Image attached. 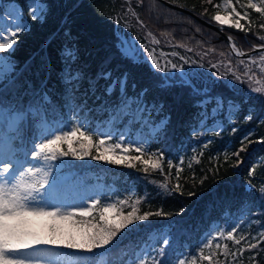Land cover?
<instances>
[{
	"label": "trees",
	"instance_id": "1",
	"mask_svg": "<svg viewBox=\"0 0 264 264\" xmlns=\"http://www.w3.org/2000/svg\"><path fill=\"white\" fill-rule=\"evenodd\" d=\"M19 1L22 4L26 2ZM43 1L48 9L44 19L33 20L28 16V30L18 34L10 50L15 63L12 73L15 86L7 94L8 100L17 108L26 110L39 99L34 93L41 96L45 93L48 102L43 103V112L37 118L46 117L54 122L88 118L87 122H83L92 135V145L85 141L84 147H90L91 156L83 160L71 155L60 157L65 166L79 172L92 170L103 186L111 187L112 190H104L103 195L98 197L103 205L115 203L125 214L132 211L133 205L137 215L156 211L163 213L137 222L134 228L130 225L117 238L115 246L109 249L107 257L88 254L85 264H95L99 259H104L106 264H132L143 247L147 254L155 255L163 246L160 241L165 230L169 232L170 243L164 246L166 254L161 260L163 264H175L177 257L198 253L208 233H212L210 239L216 237L215 233L224 224V231L232 225H239L242 230L233 234L234 239L245 236L246 240L237 245L234 240H227L224 233L220 239L221 248L215 247L213 239L211 248H205L204 254L215 253L214 259L219 264H264V238L258 235L264 231V193L260 191L264 188V123H261L264 121V94L251 91L255 87L264 89V73L260 71L259 64V54L264 51L246 57L237 56L229 43L219 38V32L161 0H143L142 3L138 0ZM171 1L212 21H215L213 17L217 5L223 4V0H211L210 3L208 0ZM256 1L253 0L254 3ZM247 3L248 0H239V3L233 0L237 11L242 15L245 11L248 13L242 19L246 30H240L245 35L228 30L236 45L244 51L264 44L259 39L264 36V28L260 27L264 24V16L255 9L247 8ZM130 7L135 15L129 11ZM125 32L141 37L151 33L150 36L161 43L168 38L166 50H183V45L191 52L207 50L224 67L221 72L225 73L223 77L217 71L203 85L210 93L223 99L222 112L219 115L212 113L216 107L214 101L205 107L197 106L199 97H193L186 86L167 83L166 87H160L162 82L153 73L147 59L137 63L124 59L118 49L121 33ZM69 48L75 51L77 57L73 67L81 69L85 76L84 82L74 92H66L61 79L65 67L63 54ZM249 57H254L256 64H250ZM241 60L245 64H241ZM229 65L236 75L242 77L244 68L251 67L252 81L245 79L241 83L235 80L226 71ZM101 69L110 71L112 79L123 78V74L127 73L125 88L128 97L134 94L137 98L139 93L148 89L142 98L145 108L150 111L146 121L142 122L141 117L137 120L134 112L124 111L127 114L117 116L112 124L122 126L127 123L132 134L137 129L148 127L149 123L165 119L164 125L154 135L149 134L147 146L142 147L144 153L131 149L129 158L122 164L92 159V156L100 155L95 147L100 136L98 125L112 115L120 95L119 88L110 97L104 93L106 81L103 79L94 94L89 91L87 78H95ZM229 101L234 102L235 107L226 113L224 109H227L225 106ZM160 105L163 107L160 108ZM249 114L252 119L245 121ZM219 119L223 122L220 131L214 126L206 129ZM34 124L29 114L28 121L20 125L21 138L31 134ZM245 136L248 139H244ZM21 138L16 139V145L21 144ZM77 138H84L78 133L72 142L73 147L79 150L81 146L76 143ZM63 148L67 150L68 146L63 144ZM241 148L243 151H239ZM237 151L239 156L234 155ZM136 156H141L148 163L133 159ZM153 162H159L161 167L153 169ZM129 163L135 166L129 167ZM178 184L179 190L176 189ZM189 192L195 195L189 196ZM121 200L126 203L120 205L118 202ZM181 208L185 209L182 213ZM100 211V208L95 209L92 216L79 219L111 223L100 220ZM90 229L91 233L95 232V229ZM84 239L81 238V241ZM224 244L228 245L227 256L223 255ZM250 244H257L258 247L250 249ZM240 249L244 250L242 255L239 254ZM233 252L237 253L235 257L231 255ZM197 264H208V261H201L197 256Z\"/></svg>",
	"mask_w": 264,
	"mask_h": 264
},
{
	"label": "snow or ice",
	"instance_id": "2",
	"mask_svg": "<svg viewBox=\"0 0 264 264\" xmlns=\"http://www.w3.org/2000/svg\"><path fill=\"white\" fill-rule=\"evenodd\" d=\"M142 3L143 0H138ZM210 3L211 0H208ZM29 8V15L33 20H43L47 13V4L43 0H26ZM239 3V0H236ZM259 5L254 3L253 0H248L246 5L249 9H255L258 13L264 16V0H259ZM223 7L228 11V17H237L234 22L230 23L228 17H222L219 12L213 17V19L219 22L221 25L229 24L230 27L245 31L244 25L240 23L241 19L248 16L247 11L243 15L236 10L233 5V0H223L222 5L217 7ZM241 7H244L243 5ZM129 11L135 15V12L129 8ZM7 16L11 19V23L6 22L5 16L0 14V52H4L13 48L15 38L21 31L28 30V22L22 15V10H17L15 7H11L7 11ZM264 28V24L260 25ZM223 30V29H221ZM151 35V33H149ZM7 37V38H6ZM261 41H264V36L259 37ZM231 40V37H229ZM154 43L159 41L153 39ZM235 48V45H232ZM259 48H264V44L258 45ZM121 56L124 59L129 60L132 63H137L141 59H150L151 65L158 72L168 73L169 66L172 70L178 68L182 69L181 65L166 61L162 66L158 62L154 55V50L149 53L147 57H142L134 45L125 47V43L121 42L118 49ZM173 55H177L173 53ZM238 56L244 55L242 52H237ZM77 59L75 51L73 49H66L63 54V60L65 67L62 70V83L66 86V92H74L78 90L79 86L84 82L85 76L81 69L74 68L73 64ZM181 60L184 63L189 61L185 57L181 56ZM195 63V61H193ZM250 64H256L254 57H249ZM241 64H245V61L241 60ZM260 71L264 73V53L259 54ZM215 67V66H214ZM226 71L232 75V77L244 83L245 79L251 82L253 79V70L251 67L244 68V76L236 75L229 65ZM14 72V66L5 58L0 56V264H85V261L89 259L86 255H81L80 250L84 253L90 254L92 257L100 256L101 258L107 257L109 249L115 246L117 238L123 234L124 229H128L129 226H136L137 222L145 221L150 216H161L162 211H156L155 213L147 212L143 215H137V209L133 205L132 211L125 214L122 210L117 208L116 204H108L102 208L99 216L100 220H105V213L116 212L120 217L119 222H105L103 224L92 223L80 217L92 216L94 209H97L101 205V200L94 197H87V202L84 198H81V202L78 204H62L53 203L58 199L57 187L59 185V178L53 175V167L60 168L62 165H52V161L58 160L60 157L73 156L76 159L83 160L86 156H91L90 147L85 148V141L88 145H92V135L89 133L87 124L83 121H79L72 127L64 131L62 128L55 130H46L41 132L36 139L38 143H34L29 152H25L24 156L29 154L33 158V165L25 167L26 160L22 161L19 158V149L15 147L14 140L16 136L8 135L5 132V126L8 132L19 133L20 125L22 122H27L29 114L33 121L36 122V126H40V122L36 121L38 116H41L43 112V103L48 102L47 94L41 96L40 93H34V96L39 97L33 104H30L28 109L24 110L17 108L11 101L8 100L7 94L15 86V80L12 78ZM225 73H220L223 77ZM184 73L181 72V82L183 86L188 87L190 94L193 97H199L196 101L197 106L205 107L207 103L215 102L216 108H214L213 114L219 109L223 108L224 101L221 97L215 96L209 92L206 86L195 83L191 78L184 79ZM170 77L166 76L167 80ZM103 79L106 84L103 86L104 93L109 97L112 96L114 91L119 88L120 95L117 97V102L114 105V114L112 119H116L121 114H127L124 109L129 107L130 98L126 93V79L127 73L123 74V78L117 77L112 79V73L105 69H101L95 78L89 77L88 88L93 94L99 81ZM110 81V82H109ZM166 83H162L160 87H166ZM148 89H144L138 94L136 98L137 108L139 111H144L145 105L143 96L147 93ZM251 91L255 93L264 94V89L259 87L252 88ZM230 108H234L235 104L232 101L228 102ZM156 105H153L155 108ZM160 108L163 105L159 106ZM207 115V113H205ZM252 119L251 114L245 117V121ZM163 123V122H162ZM264 123V121H261ZM67 127V125H65ZM236 131L235 128L232 129ZM83 137V140L77 138L76 143L80 144V149H76L72 145L74 137ZM219 134V133H217ZM102 136H106L107 139H111L110 134L101 133ZM250 135V134H249ZM244 139H248L245 136ZM67 143L68 149L65 150L62 145ZM243 143V141H242ZM97 149L105 148V151H112L116 154V150H121V153H128L131 151V143L124 147L122 142L117 141L110 147H106L105 139H100L99 143L95 145ZM136 152L144 153V149L140 146L135 148ZM239 151H243L241 148ZM239 151L234 155L239 156ZM161 159L163 156L161 154ZM95 160L107 159L109 163H124L121 158L119 160H112L105 157L103 154L92 156ZM133 159L147 164V161H143L141 156H136ZM43 162L41 165H37L35 162ZM129 167H134L132 163L128 164ZM153 169H159L161 167L159 162H153L151 164ZM147 172V167H145ZM179 171V170H178ZM251 175V173H250ZM177 178L178 172H177ZM251 186V185H250ZM167 187L166 185L164 186ZM180 185L176 186L179 190ZM264 193V188L260 190ZM183 194V193H181ZM195 195L194 192H189V196ZM120 205L126 203L121 200L118 202ZM185 209L181 208L180 212H184ZM179 215V213H177ZM95 219V217H93ZM57 221L71 222L78 226L85 228H93L95 232L89 235L87 232L83 233L86 237L83 242H75V237L72 233H63L57 228ZM43 222V224H41ZM46 229L47 235L42 234ZM239 229V225H232L227 230V240H234V243L239 245L241 240H246L245 236H241L240 239H234V233ZM261 238H264V231L258 233ZM212 237V233L209 232L199 246L198 253H192L190 256L177 257L175 264H197V256L201 261H208V264H219V261L214 259L215 253L209 252L208 255L204 254V249L211 248L213 239H215V247L221 248L220 239L224 237L223 230H217V236ZM255 239V237H253ZM163 245L155 255L149 253L147 256L141 255L136 260L132 261V264H163L161 257L165 256L166 250L164 246L169 245V240L165 237L160 241ZM76 250L73 253H62L58 251L59 248ZM257 244H250V249L257 248ZM239 254H243V249L238 250ZM223 255H228V245H223ZM233 257L237 255L236 252L231 253ZM254 260L255 257H252ZM99 264H106L104 259H101Z\"/></svg>",
	"mask_w": 264,
	"mask_h": 264
},
{
	"label": "rangeland",
	"instance_id": "3",
	"mask_svg": "<svg viewBox=\"0 0 264 264\" xmlns=\"http://www.w3.org/2000/svg\"><path fill=\"white\" fill-rule=\"evenodd\" d=\"M44 2V1H43ZM255 3L259 5V1L257 0ZM24 4V5H23ZM21 3L19 0H0V14H3L5 16V20L8 23H11V19L7 16V11L11 7H15L17 10H22V15L24 19L28 22L29 26V8L28 4ZM216 14L219 12V14L222 17H228V11L225 10L222 6L218 7L216 9ZM215 14V15H216ZM214 15V16H215ZM242 15V14H241ZM231 22H234L235 19H238L237 17H228ZM240 23L244 25L243 20H240ZM229 27L231 30H239L233 27H230L229 24H225ZM144 37L141 36H135L131 34L130 32L128 33H121V42L125 43V47L134 45L135 48L138 50L139 54L143 55L144 57H147L149 53H152L154 50V55L156 56L157 60L159 63H161L162 66L165 65L166 61H171L173 63H176L178 65L182 66L181 68H178L176 70H172L169 66V72L168 73H163V72H158L154 67L151 65V60L147 59L149 61L148 63L150 64V67L153 68L154 72L160 81L162 83H178L182 85L181 82V72H183L184 79H193L195 83L200 85H204L207 83V80L214 77L215 73L219 71L220 73L224 70L223 65L216 59H213L210 54H208L207 50H196L194 52H191L188 49L186 45H183L182 47L185 49L180 50L178 48H172V50H166L165 46L169 44L168 38L165 43H154L153 39L157 40L155 37H151L150 35L144 34ZM7 38V37H6ZM158 41V40H157ZM15 45V42L13 44V47ZM11 49H8L4 52H0V56L5 57L13 66L15 69V63L13 60V56L10 53ZM173 53H176L177 55H173ZM183 56L185 59H187L189 62L184 63L183 60L180 59V57ZM211 64L209 63V61ZM195 61V63H193ZM215 66V67H214ZM12 75V74H11ZM168 76L170 77L169 79L165 80L164 78ZM45 95V93H44ZM129 100V106H132L131 108H126L124 111L128 112H134L136 119L142 118V122L146 121L148 118V113L150 112L148 108H145L146 110L144 111L145 114L142 116L141 114L143 113L142 111H139L137 108V103H136V96L132 94ZM145 104V103H144ZM217 107V106H216ZM214 107V108H216ZM134 108V109H133ZM224 109L226 113L231 109L229 107V104L225 106ZM133 109V110H132ZM25 110V109H24ZM130 110V111H129ZM223 108L219 109L215 114L219 115L222 112ZM70 113V111H69ZM213 113V111H212ZM114 112H112V115ZM112 115H110L109 119L105 123H99L98 125V130H99V139L97 141V144L99 143L100 139H105V145L106 147H110L117 141L122 142L124 147H127L129 143H131V149L135 150L136 147L140 146L143 147L144 145L147 146V139L149 138V134L154 135L155 131L164 125L165 119H162L160 121H156L154 123H149L148 127L137 129L133 131L132 134H130L129 126L127 123L123 124L122 126L112 124ZM132 115V114H130ZM79 121H88V118H83L82 120L78 119ZM78 120L76 119H69L67 121H50L46 117L42 118H37L36 121L40 122V126H36V122L34 124V130L29 134L28 136H24V138H21V132L19 130V133H11L8 132L7 127L5 126V132L8 135L11 136H16L17 140H20V138L23 140L20 145H16V139L14 140V145L19 149V158L24 161L26 160L27 163H25V167L32 166L34 161L31 155L29 154L27 157L24 156L25 152L31 151L33 144L38 143L39 140L36 139V137L41 133L46 130H55L57 128H62L64 131H67L68 128L74 126ZM215 122L211 123L206 129H210L212 126L216 128L217 131H220L223 122L222 120L219 119V121L214 120ZM163 122V123H162ZM205 122H203L204 124ZM213 124V125H212ZM67 125V127H65ZM101 133H106L111 135V139H107L106 136H102ZM78 135V133H77ZM76 137L73 138V140ZM73 142V141H72ZM65 145L68 146L67 143ZM63 147V145H62ZM97 151L100 154H103L105 157L108 159L112 160H119L123 159L126 160L129 158V152L128 153H121V150L117 149L116 154L114 155L112 151H105V148H99ZM107 160V159H106ZM108 161V160H107ZM37 165H41L43 162H35ZM52 165H62L60 168L53 167L52 172L54 176H57L59 178V185L57 187V197L58 199L56 201H53V203H62V204H78L81 202V198L85 199V202H87V197H94L98 198L103 195L104 190H112L111 187L109 186H103L102 182L96 178V176L92 173V170H81L75 171V170H70L68 169L64 162L59 158L56 161L51 162ZM105 192V191H104ZM108 204H115V203H108ZM108 204L104 203V205L101 203L100 207L97 208V210L100 208L102 211V208L104 206H107ZM95 210V209H94ZM93 210V211H94ZM93 213V212H92ZM106 220L109 222H119L120 217L116 214V212H109L105 213ZM43 224V222H41ZM57 228L60 229L63 233H72V235L75 237V242H83L81 241V238H86L83 236V233L87 232L88 234L91 233L90 228H85L83 226H78L76 224H73L71 222H62V221H57ZM225 229V224L220 227V230L224 231ZM224 233L227 235V231H224ZM44 235H47L46 229L42 233ZM217 234V232L215 233ZM90 235V234H89ZM167 238L169 240L170 235L167 230L164 231L163 233V238ZM58 251L62 253H73L69 250H66L65 248H59ZM76 251V250H75ZM81 255H86L88 256L87 253L80 252ZM145 255L147 256L148 254L146 253V248L143 247L139 251V256ZM101 259L97 260L95 264H99Z\"/></svg>",
	"mask_w": 264,
	"mask_h": 264
},
{
	"label": "water",
	"instance_id": "4",
	"mask_svg": "<svg viewBox=\"0 0 264 264\" xmlns=\"http://www.w3.org/2000/svg\"><path fill=\"white\" fill-rule=\"evenodd\" d=\"M161 1L164 2L165 4H167L168 6L173 7L179 11L187 12L192 17L197 19L199 22H201V23L207 25L208 27L212 28L213 30H216L217 32H219L220 33L219 38L227 41V43L230 44L232 52L235 53L236 55H237V52L244 53V55H242V56H249L251 54L258 53L259 51H264V48H259V47H257L258 45L253 46L251 49H249V51H242L239 47H238V49L233 48L232 45L234 44V42H233L232 37L229 34V32H227V29H228L227 25H225V24L221 25L219 22H216V21L214 22V21L209 20L205 17L203 18L198 13H196L195 11H191L188 7H186L182 4L180 5V4L173 2L171 0L170 1L169 0H161ZM221 29H223V30H221ZM234 32L245 35V33L238 31V30L234 31ZM229 37H231V40H229ZM259 45H261V44H259Z\"/></svg>",
	"mask_w": 264,
	"mask_h": 264
}]
</instances>
